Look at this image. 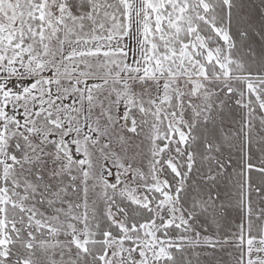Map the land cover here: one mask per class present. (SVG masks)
Segmentation results:
<instances>
[{
    "label": "snow or ice",
    "instance_id": "obj_1",
    "mask_svg": "<svg viewBox=\"0 0 264 264\" xmlns=\"http://www.w3.org/2000/svg\"><path fill=\"white\" fill-rule=\"evenodd\" d=\"M0 264H264V0H0Z\"/></svg>",
    "mask_w": 264,
    "mask_h": 264
}]
</instances>
